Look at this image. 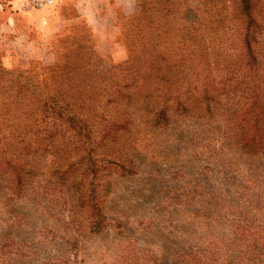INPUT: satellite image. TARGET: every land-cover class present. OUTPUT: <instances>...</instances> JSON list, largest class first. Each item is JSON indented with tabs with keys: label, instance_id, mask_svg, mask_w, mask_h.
Returning a JSON list of instances; mask_svg holds the SVG:
<instances>
[{
	"label": "rangeland",
	"instance_id": "374dc122",
	"mask_svg": "<svg viewBox=\"0 0 264 264\" xmlns=\"http://www.w3.org/2000/svg\"><path fill=\"white\" fill-rule=\"evenodd\" d=\"M221 5L0 0V108L17 93L97 91L102 79H121L135 57H147L156 42L181 41L175 35H186ZM251 8L257 23L263 17L258 41L264 47V0ZM218 126L174 120L152 139H138L136 173L110 174L109 189L97 191L103 209L97 232L79 206L85 189L39 182L16 193L2 185L0 264H176L191 249H223L229 256L253 249L241 232L264 239V154L238 151L222 141Z\"/></svg>",
	"mask_w": 264,
	"mask_h": 264
},
{
	"label": "trees",
	"instance_id": "16d2710c",
	"mask_svg": "<svg viewBox=\"0 0 264 264\" xmlns=\"http://www.w3.org/2000/svg\"><path fill=\"white\" fill-rule=\"evenodd\" d=\"M252 1L212 0L221 9L175 35L182 43L155 41L147 57H135L121 79H102L97 91L15 94L0 108V187L20 193L55 182L85 189L79 206L97 232L103 212L97 191L110 187L105 178L134 175L136 141L152 139L174 120L217 123L222 141L247 155L264 154L263 17L257 23ZM47 172L49 179L40 180ZM241 233L253 249H234L233 256L191 249L176 264H264L262 236Z\"/></svg>",
	"mask_w": 264,
	"mask_h": 264
},
{
	"label": "built area",
	"instance_id": "2783aa9c",
	"mask_svg": "<svg viewBox=\"0 0 264 264\" xmlns=\"http://www.w3.org/2000/svg\"><path fill=\"white\" fill-rule=\"evenodd\" d=\"M51 3V0H47V4H50Z\"/></svg>",
	"mask_w": 264,
	"mask_h": 264
}]
</instances>
